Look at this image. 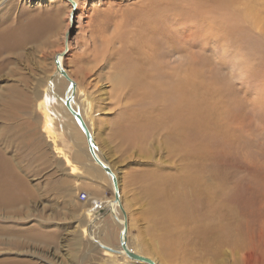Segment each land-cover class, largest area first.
I'll return each instance as SVG.
<instances>
[{
    "label": "rangeland",
    "instance_id": "374dc122",
    "mask_svg": "<svg viewBox=\"0 0 264 264\" xmlns=\"http://www.w3.org/2000/svg\"><path fill=\"white\" fill-rule=\"evenodd\" d=\"M142 1L78 0L76 26L64 56V68L76 82L74 99L118 177V210L122 219V207L126 212L128 245L151 259L153 249L167 264H264V0H164V23L152 26L164 30V117L172 113L175 99L196 98L200 118L187 136L209 135V157L189 156L177 135L166 127L164 135L159 132L152 116L141 120L140 140L118 131L123 110L136 106L126 83L143 48L133 32L135 21L141 20L136 12ZM9 4L0 5V21L23 30L33 27L40 38L9 55L10 67L0 74V110L6 113L0 119L5 125L0 144L8 157L20 159L18 174L28 188L22 191L19 209L0 208V264H139L121 254L112 262V255L83 234L92 220L96 224L104 218L97 233L110 245L119 244L121 228L108 217L107 206L114 201V188L104 170H93L97 163L91 155L77 158L69 128H79L87 151L88 143L64 104L48 93L53 113L49 128L41 102L56 74L54 56L65 50L72 5L67 0ZM60 79L57 91L62 95L69 83ZM205 161L216 179L228 177L249 199L246 245L232 238L204 249L193 243L170 257L162 252L157 203L164 208V191L185 192L179 183L185 167ZM82 192L86 200L80 199ZM244 251L254 256L249 259Z\"/></svg>",
    "mask_w": 264,
    "mask_h": 264
},
{
    "label": "bare ground",
    "instance_id": "6f19581e",
    "mask_svg": "<svg viewBox=\"0 0 264 264\" xmlns=\"http://www.w3.org/2000/svg\"><path fill=\"white\" fill-rule=\"evenodd\" d=\"M75 1L77 2L78 0ZM143 2L144 1L139 3V5L141 6V9L138 10L139 13L136 12V18L140 17L141 20L139 21L138 19L135 21L134 26H136V29L133 31L135 35L134 37L136 38L135 40L143 43V48L140 52L139 57L135 58V63H133L135 71H133V73L129 75L128 82L126 83V86H128L130 89L129 94L131 101L136 106L135 108L123 110L122 116L117 119L118 131L123 135V137L127 139H130L132 141L140 140V135L144 133L140 130V122L141 120L152 116V118L154 117L156 119L159 127V132L164 135V127H166L168 128V131L170 133H174L175 135H177L179 137L177 139L179 140L178 142L182 143L183 150H185L189 156L208 155L209 157L210 148L212 147L210 136H206L204 133L201 134L199 132L204 131V129L199 131L197 130V132L199 133L198 135H194L193 138L187 136V130L189 129V126H193L195 123H197V121H199L200 118V116L197 114L198 110L200 109H198L199 105L196 103V98L189 97L187 99L185 97H179L177 100L174 98L176 103L172 106V113H166L164 117V30L161 29L160 26L152 28V26H156L155 24L157 22H160L162 20L164 21V17L161 16V9H164V0H146V2ZM9 3H11V0H0V5H3V7L5 8L7 6H11ZM70 29L68 31H70ZM38 38H40V35L33 27L28 28L27 30H23L21 29L20 25L9 26L0 21V74L9 66L11 57L9 55H12L14 53L18 54L21 48L28 44L36 42ZM66 39H68V46L70 35L68 38L66 37ZM135 48L136 47H134V49ZM68 51L69 46L65 54L61 52L56 53L54 56L55 61L56 55L60 54L59 59L62 63L63 68L64 56H66ZM64 69L66 70V68ZM61 76V73L58 71V69H56V74L49 78L48 89L50 92L44 93L41 98V102L48 112L46 119L49 128L52 127L51 125L53 122V113L48 105V96H51V93L54 96H52L51 98L57 97L62 105L64 104V106L68 110L67 106L64 103L66 92L60 95L57 91V86L59 87L62 85V81L60 79ZM67 82L69 83L68 85L70 87L71 83L68 80ZM193 88L194 87H192V90ZM75 90L76 87L74 88V90L71 89L70 94L72 92L75 93ZM77 94H79V86ZM72 104L75 109L81 112L79 104L75 101V99L72 100ZM39 105H41V103ZM90 106L91 109L89 115L90 118L92 117L93 119V107L92 105ZM60 112L67 114V112L61 108ZM3 117H6V113L0 110L1 121ZM73 119L76 122L74 116ZM67 127L69 128V124H67ZM74 127H70L69 129L70 136L72 135L71 137L73 138L74 144L77 149V158L80 159L82 158L83 154L87 153L90 157L91 154L89 153V148L87 151L84 146L85 141L83 140L81 134L78 132L79 130H76L79 128L77 126ZM88 127L90 128L93 136L96 154L105 164L110 166V164L102 156L99 150V146L96 144L93 125L88 124ZM4 133L5 125L3 124L0 127V140L4 137ZM18 138H20V136L16 134V141H18ZM8 142L9 141L7 140L6 143ZM4 149L5 148L0 144V208L5 207L13 209L16 207L15 209H19L24 200L21 196L22 191H26L28 188L24 185V179H22L18 174L17 169H22L21 164H19L18 162L20 159L17 160L14 156L8 157L6 155V149ZM92 160L94 163H97L94 158ZM92 165L95 172H103L104 169L98 163ZM211 168L212 165L210 161H205L203 164H199V162H196L186 166L182 174L183 178H181L179 182L180 185H183L184 189H186L185 192L171 195L164 191V208L160 207V205L157 203V208L154 212V216L159 219L158 221L159 223H161V227L163 230V232L161 233V237L163 239L162 252L164 254H167L170 257H174L186 251L187 248L193 243L199 248L204 249L209 248L214 244H216V246L220 245L221 243L223 244V242H227L229 238H232L231 240H234V242L239 244L241 247L246 245V236L248 234L250 225L248 226L246 224L247 222L246 220H244V217L247 216V208L249 207L247 203H249V199L245 195L242 187L240 185L233 184L228 177L222 176L220 177V179H216L212 175ZM108 177L113 186L112 178L109 175ZM153 190L158 191V187L156 186ZM119 204L120 198L119 201H116L114 198V201H109L107 204L109 210L108 217L112 215V217L121 228L119 235L120 242L118 245H110L107 241H105V237L102 238V236H100L101 234L99 235V233L101 232L97 233L96 228H100L98 223L105 222L104 218H101L100 220L95 222L96 224H94L92 220L93 226L88 230H86V227H84V229L82 230L83 234L91 236V239L94 241V243L99 248H102L106 255H112L110 258L112 262L115 261V255L121 254L124 257H127L130 261H134L139 264H149L142 260L131 259L127 255L126 251L121 247V234L124 231L125 224H127L125 240L128 248L130 250H133L128 245L126 236L128 230L126 212L124 213L123 211L124 219H122L118 210ZM86 213L87 216H91L93 214L89 210H86ZM91 219H93V217ZM101 225L103 226V224ZM104 228H107V226H105ZM1 237L2 236H0V238ZM102 245L110 246L119 251L114 252L110 249L104 248ZM242 249H245V247ZM135 250L136 251H133L142 255V251H140V248H136ZM151 252L152 255H154L152 256L153 260L157 264H167L161 260L162 258L160 259V254H157L155 250L152 249ZM244 253H246V257L249 259L254 256V254L250 251H244Z\"/></svg>",
    "mask_w": 264,
    "mask_h": 264
},
{
    "label": "water",
    "instance_id": "95a60500",
    "mask_svg": "<svg viewBox=\"0 0 264 264\" xmlns=\"http://www.w3.org/2000/svg\"><path fill=\"white\" fill-rule=\"evenodd\" d=\"M37 1V0H34ZM72 3V11L70 13V23H71V29L70 31H68L67 33V38L69 37V35H71L73 29L76 26V14H77V5L78 3L75 0H68ZM67 42L68 39H66V49L63 52V54H65V52L68 50V46H67ZM60 54H57L55 57V62L57 65V69L58 71L61 73L62 76H64L70 83V87L67 89L66 91V98L64 100L65 105L67 106L68 110L70 111V113L74 116L76 122L78 123V125L81 127L82 131L84 132V134L86 135L87 138V142H88V148H89V153L91 154V156L94 158V160L102 166V168L105 170V172L112 178V182H113V186H114V193H115V200L119 201L120 198V192H119V186H118V178L116 176V174L114 173L113 169L108 166L107 164H105L96 154L95 151V144L93 141V136L92 133L90 131V128L88 127V124L86 122V120L84 119L82 113L80 111H78L77 109H75V107L72 104V100L74 99V93L72 92L70 94V90L76 87V82L71 78V76L69 75V73L63 68L62 63L60 61ZM123 209V207H122ZM124 213L125 210L123 209ZM126 229H127V224H125L124 226V231L121 234V247L126 251L127 255L131 258V259H136V260H142L145 261L149 264H157L153 259L146 257L144 255H141L139 253L134 252L133 250H130L127 246L126 240H125V233H126ZM104 248L110 249L114 252H118L119 250L112 248L110 246L107 245H102Z\"/></svg>",
    "mask_w": 264,
    "mask_h": 264
},
{
    "label": "built area",
    "instance_id": "2783aa9c",
    "mask_svg": "<svg viewBox=\"0 0 264 264\" xmlns=\"http://www.w3.org/2000/svg\"><path fill=\"white\" fill-rule=\"evenodd\" d=\"M80 199H81V200H86V199H87V193H86V192H82V193L80 194Z\"/></svg>",
    "mask_w": 264,
    "mask_h": 264
}]
</instances>
